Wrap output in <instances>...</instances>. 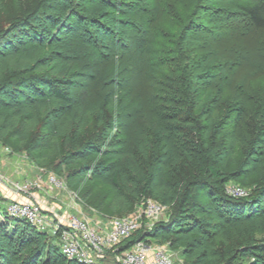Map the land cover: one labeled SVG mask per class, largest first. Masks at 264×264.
I'll use <instances>...</instances> for the list:
<instances>
[{"label": "trees", "instance_id": "16d2710c", "mask_svg": "<svg viewBox=\"0 0 264 264\" xmlns=\"http://www.w3.org/2000/svg\"><path fill=\"white\" fill-rule=\"evenodd\" d=\"M43 1L47 7L57 4L54 3L57 0ZM73 1H78V4H73L72 12H77L83 21L87 19L91 23H101L104 18L116 19L117 11L124 16L129 15L123 19L134 21L131 14L136 10L127 3L118 4L116 9L117 3L113 0H70ZM234 3L240 13L232 14L230 23H227L229 18L224 13L221 26L207 28V32L218 35L216 30L221 29L222 32L227 27H231V32L240 30L241 34L264 30V0H234ZM189 4L184 3L182 7L188 5V9ZM153 7L158 9L159 6L154 4ZM3 8L4 2L0 0V14ZM65 9L62 6L60 13ZM47 12H44V21L49 25L47 29L42 24H34L33 16H27L25 20L17 18L0 30V141L10 138L18 149L27 151L37 162L55 171H62L63 168L77 171L79 182H84L87 177L92 181L98 175L103 177L108 187L107 209L110 213L127 216L136 203L147 197L173 208L168 220L159 221L150 229L141 227L118 243L113 248L118 259L138 241H155L161 244L169 242L173 248H182L191 257L187 258V264H237L241 259H248L247 264H258L260 258L264 260V242L253 238L254 233L264 232V184L259 185L248 197L228 195L226 184L233 176L221 172L207 153L212 135L220 128L217 116L221 114V104L218 103L219 108H210L203 126L195 117L169 116L172 117L171 121L184 127L185 136L181 138L178 126L158 122L161 117L152 111L151 102L150 107H147L145 99L133 100L125 94L114 96L108 104L110 108L118 104L129 112L139 113L142 120L159 133L161 154L154 157L155 170L147 169L145 161L151 156L153 148L151 132L128 123L119 147L109 153L111 164L100 169L97 162L102 152L100 140L91 141L87 139V134L94 124L93 118H96L95 126L98 127L106 120L102 101L91 100L85 90L75 97L71 88L78 84L77 79L85 71L90 77L106 79L109 72L118 74L122 66H105L101 56L95 52L91 62L86 61L78 54L81 47L70 41V23L63 21L62 16L58 18L60 16ZM234 18L237 19L236 23L233 22ZM186 22L187 13L183 12L172 22L177 23L176 31H181L179 38H176V51L181 50V46L183 50L186 48L188 35L193 30L195 21ZM55 29L58 30L57 34ZM120 31L121 39H133L136 49L153 51V30L145 37L136 36L131 24L121 26ZM200 41L194 44L192 51L197 49L200 54L210 52L212 42L206 38ZM226 44L229 45L228 42ZM235 46L231 44L230 48L238 47L237 44ZM239 47L244 48L242 44ZM248 49L243 54H249ZM231 75L222 80H236L237 74L232 72ZM243 84L234 86L233 93L238 92V89L239 92L245 91L248 83ZM174 91L178 92L179 89ZM196 104L198 109L207 107L204 99L196 100ZM234 113V110H230L226 126L231 129L228 137L231 159H234L235 148L240 144L239 126L243 127L240 120H235ZM161 121L166 122L164 117ZM254 129L258 145L263 146L264 127L259 129L256 126ZM105 131L110 136L113 128L106 126ZM81 134L84 135L82 139ZM191 142L199 145V166L204 175L189 181L184 178L183 183L170 179L168 165L170 162L179 163L178 151L192 159L183 149L185 144ZM256 167L261 168L262 164ZM200 186L210 187L212 194L218 198L217 213L221 220L206 221L191 213L194 208L193 191ZM88 193L86 196H89ZM9 220L8 226L15 235L10 237L7 230L0 226V259L4 256L2 248L12 246L15 242V247L24 255L18 264H90L69 259L62 253L60 243L58 246L53 245L45 232L36 229L27 220L10 216ZM236 231L240 233V240L227 250ZM194 234L204 241L193 238ZM28 238L35 240L30 248L29 243H26ZM217 240L222 243V252L215 245Z\"/></svg>", "mask_w": 264, "mask_h": 264}, {"label": "rangeland", "instance_id": "374dc122", "mask_svg": "<svg viewBox=\"0 0 264 264\" xmlns=\"http://www.w3.org/2000/svg\"><path fill=\"white\" fill-rule=\"evenodd\" d=\"M113 1L117 3L116 9L120 3L134 7L136 12L131 14L134 21L123 19L129 15L124 16L120 11H117L119 13L116 19L104 18L101 23H91L87 19L83 21L78 17L77 12H72L73 4H78V1L57 0L54 1L57 2L55 7H47L43 0H3L0 30L8 27L17 18L25 20L27 16H33L34 24L37 26L42 24V27L47 29L49 25L44 21V12L48 11V14L60 16L58 18L62 16L63 21L67 20L70 23L68 24L71 32L70 41L81 47L78 54L86 61L91 62L95 52L101 56L105 66H122L118 74L112 75L109 72L106 79L90 77L85 71L84 75L77 79L78 84L71 88V93L75 97L85 90L91 100L102 101L106 120L101 127H98L95 126L96 118H93L94 124L87 134V139L91 141L100 140L102 152L98 155L97 161L100 169H103L104 165L111 164L109 153L119 147V142L125 135L123 130L128 123L141 126L151 132L153 148L151 156L145 161L147 169L155 170L154 157L161 154L159 133L150 128L139 113L129 112L118 104L110 108L108 104L114 96L125 94L133 100L145 99L147 107L151 105L152 111L166 120L162 122L159 118L158 122L182 128V131L178 130L181 138L185 136L184 127L171 121L172 117L169 116L175 114L195 117L203 126L210 108L216 106L219 108L218 103H220L221 114L217 116L220 128L212 135L207 153L221 172L233 176L226 186L241 185L248 192V196L252 195L259 185L264 184V145L259 146L258 137H254V128L264 127V30L255 32L252 30L244 33L245 35L241 34L240 30L231 32V27L223 28L222 32L221 29L216 30L218 35L207 32V28L221 26V19L225 18L224 13L229 18L227 23H230L232 14L240 13L235 7L234 0ZM184 3H190L188 9V5L182 7ZM154 4H158V9H154ZM62 6L66 9L60 13ZM182 12L187 13V24L193 21L195 23L192 32L188 35L186 50L181 46V50L176 51L177 47L174 46L181 31H176L177 23L172 22H175ZM236 18L233 19L235 23ZM129 24L134 27L136 36L142 37L148 36V33L157 27L154 31L153 51L136 49L131 38L121 39V26ZM54 32L57 34L58 30L55 29ZM171 37H174L172 43ZM205 38L212 42L210 52L200 54L197 49L192 51L194 44ZM231 44L234 46L237 44L238 47L232 49L234 47L230 48ZM240 44L246 49L249 47L247 51L250 53L243 54L246 49H241ZM231 71L237 74L236 80H222L231 77ZM245 82L248 83L247 86L245 85V91L239 92L238 89V92L233 93L234 86L237 87ZM176 88L179 89L178 92L174 91ZM199 99H204L207 107L198 109L196 100ZM230 110H234L235 120L243 123V127L239 126L238 129L240 144L235 148L234 159H231L228 149L231 129L226 128ZM106 126L113 128L110 136L105 131ZM83 136L81 134L80 138L82 139ZM16 145L10 138L0 141V226L7 230L10 237L15 234L8 226L10 220L7 207L15 200L36 202L43 208V215L48 223V227L43 232L56 246L60 243V237L54 232L59 224L58 216L61 214H78L87 219L92 227L98 229L104 228L116 217H123L110 213L107 209L108 187L103 177L98 175L93 181L87 177L84 182H79L77 171L63 168L58 172L45 167L33 159L27 151L18 149ZM183 149L192 156V159L178 151L179 163L170 162L168 165V177L180 183L184 182V178L189 181L196 176L204 175L199 166L201 164L198 158L199 145L191 142L185 144ZM260 164L262 167L257 168L256 165ZM51 172L61 176L65 188L57 189L49 184L48 174ZM21 184H27L28 189L19 194L17 188ZM87 192L89 196H86ZM193 194L194 208L191 213L206 221L221 220L217 213L218 198L212 194L210 187L200 186L193 191ZM165 205L166 210L157 220L143 217L145 208L143 201L136 203L128 215L142 216L141 227L150 229L155 223L170 218L173 208ZM239 236L238 231L233 233L232 243L227 250L239 242ZM253 236L264 242V232H256ZM193 238L204 241L197 234H194ZM27 242L30 248L35 240L28 238ZM39 243L42 244V240ZM150 243L161 244L155 241ZM215 243L222 252V243L218 240ZM162 245L174 253L178 263L187 264L189 255H186L182 248H173L169 242ZM2 249L4 256L0 259V264H18L24 256L15 247V242L12 246ZM247 263H249L248 259H241L237 264ZM93 264H119V259L114 255L113 249H108L102 256H97ZM258 264H264V260L260 258Z\"/></svg>", "mask_w": 264, "mask_h": 264}, {"label": "built area", "instance_id": "2783aa9c", "mask_svg": "<svg viewBox=\"0 0 264 264\" xmlns=\"http://www.w3.org/2000/svg\"><path fill=\"white\" fill-rule=\"evenodd\" d=\"M49 184L57 189L65 188V182L55 172L48 174ZM27 184L18 185L19 194L26 192ZM226 193L232 197H247L248 192L238 184L226 186ZM143 217L157 220L166 210V205L153 198H145ZM10 217L27 220L38 230H46L47 220L43 208L36 202L12 201L7 207ZM59 224L54 233L60 237V248L69 259L84 263H94L97 256H102L108 249H113L123 239L141 228L143 217H116L104 228L92 227L87 219L78 214L64 213L58 216ZM120 264H180L175 255L162 244L138 241L132 248L119 256Z\"/></svg>", "mask_w": 264, "mask_h": 264}]
</instances>
